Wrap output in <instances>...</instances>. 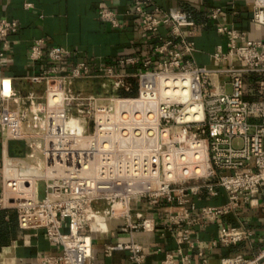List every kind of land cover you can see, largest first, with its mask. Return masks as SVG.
<instances>
[{"label": "built area", "instance_id": "obj_1", "mask_svg": "<svg viewBox=\"0 0 264 264\" xmlns=\"http://www.w3.org/2000/svg\"><path fill=\"white\" fill-rule=\"evenodd\" d=\"M133 10L145 33L170 30L140 72L107 68L92 73L85 63L65 71L67 52L52 47L47 53L52 67L27 78L32 86L43 85L42 92L33 89L21 97L12 78L0 79V146L17 142L25 149L20 156L2 154L0 211L16 210L21 230L42 229L62 250L43 264H93L92 236L114 220L128 239L108 246L106 254L127 252L130 264H145L144 246L134 236L153 233L156 225L133 210L139 200L150 207L165 202L170 209L167 229L191 247L200 218L218 223L242 205L259 206L264 189V98L248 100L245 80L264 74V41H252L246 32L219 24L217 32L225 35L226 47L217 46L212 54L215 66L195 65L196 23L187 12L161 9L152 0H134ZM221 14V7L210 10L214 21ZM100 16L113 28L121 27L111 12L102 10ZM252 22L264 28V0H254ZM18 29V22L0 19V57ZM44 45V39L33 42L31 62L44 60ZM135 63L134 58L121 61ZM85 79L106 80L115 94H86L77 88ZM258 90L264 93V80ZM237 139L244 140L240 149L233 147ZM37 159L43 176L19 172L29 163L38 166ZM7 164L15 169L14 178L7 177ZM32 182L35 192L29 194ZM40 182L45 186L42 198ZM202 192L210 198L224 194L226 202L198 206ZM251 236L244 226H229L212 245H236ZM179 253L181 264H187L190 257ZM161 264H176L175 256L167 254ZM221 264H264V249L254 257L223 258Z\"/></svg>", "mask_w": 264, "mask_h": 264}, {"label": "crops", "instance_id": "obj_2", "mask_svg": "<svg viewBox=\"0 0 264 264\" xmlns=\"http://www.w3.org/2000/svg\"><path fill=\"white\" fill-rule=\"evenodd\" d=\"M134 0H0V19L9 18L19 24L16 33L9 37V47L0 57V79L10 77L13 86L21 97L30 90L42 92L43 85L32 86L28 77L43 75L52 67L47 53L52 47L67 52L62 66L70 71L75 65L85 63L92 73L112 68L116 72L136 73L143 70L146 60L154 57V47L160 38L170 36L169 27H162L158 35L147 34L141 29V21L133 10ZM152 3L164 10L173 8L187 12L196 23V51L192 60L195 65L214 67L211 58L217 46L226 47L225 35L217 32L219 24L232 26L240 32H246L252 41H264V28H257L253 22L254 0H152ZM31 4V8H26ZM221 7L218 21L211 18L210 10ZM111 12L121 27L112 25L100 16V11ZM45 40L44 60L33 63L30 52L33 42ZM3 48L0 42V50ZM134 58L135 64H121L122 60ZM241 66L242 62L235 60ZM264 80V74L248 75L245 80V96L248 100L264 98L258 90V82ZM22 143L9 142L0 146L2 154L23 155ZM1 185V183H0ZM198 206H220L226 202V196L210 198L202 192L196 198ZM135 212L155 221L153 233H137L134 240L144 246L147 259L145 264H161L167 254H173L176 264H181L180 251L190 257L187 264H221L223 258L242 254L254 257L264 249V189L259 196V206L250 208L242 205L239 212L225 216L221 222H207L200 218L192 238L193 247L180 243L176 235L169 231L170 209L165 202L150 207L139 200L132 204ZM119 221H113L105 230H99L92 236L93 264H130L128 253L116 251L106 254V248L118 241H127L128 235L118 230ZM244 226L252 231L250 239L236 245L212 242L219 231L229 226ZM62 250L51 244L40 230H21L17 211H0V264L14 258L17 264H43L49 256L59 255Z\"/></svg>", "mask_w": 264, "mask_h": 264}, {"label": "rangeland", "instance_id": "obj_3", "mask_svg": "<svg viewBox=\"0 0 264 264\" xmlns=\"http://www.w3.org/2000/svg\"><path fill=\"white\" fill-rule=\"evenodd\" d=\"M106 80L103 79H85L81 80L77 84L78 89H83L86 94L94 95V96H101V97H111L115 93L112 90V86H108L105 82ZM103 83L106 84V86H103ZM230 91V88H229ZM244 146V140L243 139H237L233 142V147L236 149H240ZM39 189V196L42 198L44 196V190L45 186L43 182H40L38 185Z\"/></svg>", "mask_w": 264, "mask_h": 264}, {"label": "bare ground", "instance_id": "obj_4", "mask_svg": "<svg viewBox=\"0 0 264 264\" xmlns=\"http://www.w3.org/2000/svg\"><path fill=\"white\" fill-rule=\"evenodd\" d=\"M38 162V166L37 165H33V164H26L24 167H22L19 172L22 174V175H38V176H43L45 174V172L42 170V168L39 166V164L41 163L40 160H36V163ZM6 175L8 178H14L16 176V171L14 168H12L11 166H9L8 164L6 165ZM26 191L30 194H34L35 192V187L33 186V182H32V188H28L26 189ZM99 222L101 224L102 221L99 220ZM104 227H108V223L105 225L103 224ZM17 260L14 259V258H9L5 264H17Z\"/></svg>", "mask_w": 264, "mask_h": 264}]
</instances>
